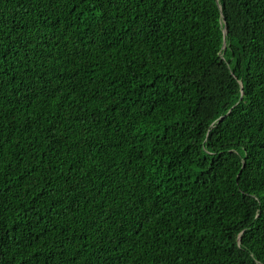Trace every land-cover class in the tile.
Listing matches in <instances>:
<instances>
[{
    "label": "trees",
    "instance_id": "1",
    "mask_svg": "<svg viewBox=\"0 0 264 264\" xmlns=\"http://www.w3.org/2000/svg\"><path fill=\"white\" fill-rule=\"evenodd\" d=\"M0 264H264V0H0Z\"/></svg>",
    "mask_w": 264,
    "mask_h": 264
},
{
    "label": "water",
    "instance_id": "2",
    "mask_svg": "<svg viewBox=\"0 0 264 264\" xmlns=\"http://www.w3.org/2000/svg\"><path fill=\"white\" fill-rule=\"evenodd\" d=\"M226 32V31H225Z\"/></svg>",
    "mask_w": 264,
    "mask_h": 264
}]
</instances>
